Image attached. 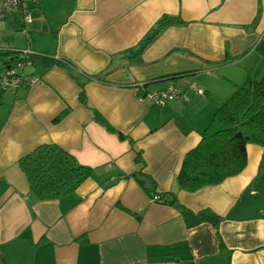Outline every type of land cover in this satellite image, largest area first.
<instances>
[{
	"label": "crops",
	"instance_id": "0c3cea01",
	"mask_svg": "<svg viewBox=\"0 0 264 264\" xmlns=\"http://www.w3.org/2000/svg\"><path fill=\"white\" fill-rule=\"evenodd\" d=\"M27 7L29 22L20 8L0 18V74L23 48L35 55L17 85H0V264H264V147L247 143L245 167L219 184L176 182L219 103L247 76H264V0ZM163 15L182 23L127 53ZM168 86L181 96L160 106L150 95ZM42 144L91 175L67 195L36 199L18 162Z\"/></svg>",
	"mask_w": 264,
	"mask_h": 264
},
{
	"label": "trees",
	"instance_id": "16d2710c",
	"mask_svg": "<svg viewBox=\"0 0 264 264\" xmlns=\"http://www.w3.org/2000/svg\"><path fill=\"white\" fill-rule=\"evenodd\" d=\"M179 23H182L180 17L163 15L127 53H140L163 29ZM52 61L69 71L73 67L66 58H52ZM247 143L264 147V76L259 80L247 76L219 103L210 123L201 132L200 141L182 159L176 175L178 187L194 191L238 174L246 165ZM18 163L26 175L31 193L38 200L67 195L91 175V167L80 164L72 154L56 144L39 145ZM146 191L154 195L152 182ZM170 195L169 203L174 204V194ZM159 198L165 202L161 196Z\"/></svg>",
	"mask_w": 264,
	"mask_h": 264
},
{
	"label": "built area",
	"instance_id": "2783aa9c",
	"mask_svg": "<svg viewBox=\"0 0 264 264\" xmlns=\"http://www.w3.org/2000/svg\"><path fill=\"white\" fill-rule=\"evenodd\" d=\"M11 8L22 9L24 13V21L29 22L31 20L27 12V0H0V18H2ZM33 55L34 52L29 48H23L20 50L15 61L11 65H8L0 74V85L2 87L17 85L18 82L24 78L19 70L32 63L31 57ZM197 92L202 93V90L198 89ZM180 96L181 94L172 86H168L164 90L150 95V97L160 106H165L168 101L179 98ZM153 200L162 202L159 195H153Z\"/></svg>",
	"mask_w": 264,
	"mask_h": 264
},
{
	"label": "water",
	"instance_id": "95a60500",
	"mask_svg": "<svg viewBox=\"0 0 264 264\" xmlns=\"http://www.w3.org/2000/svg\"><path fill=\"white\" fill-rule=\"evenodd\" d=\"M137 178L138 180H141L143 182L145 188H148L150 186V182L147 178H144L140 175H138Z\"/></svg>",
	"mask_w": 264,
	"mask_h": 264
},
{
	"label": "rangeland",
	"instance_id": "374dc122",
	"mask_svg": "<svg viewBox=\"0 0 264 264\" xmlns=\"http://www.w3.org/2000/svg\"><path fill=\"white\" fill-rule=\"evenodd\" d=\"M2 58H0V67H1V65H2V60H1Z\"/></svg>",
	"mask_w": 264,
	"mask_h": 264
}]
</instances>
